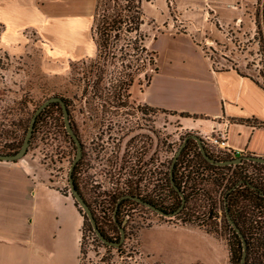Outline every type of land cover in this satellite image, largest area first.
<instances>
[{"label": "rangeland", "instance_id": "1", "mask_svg": "<svg viewBox=\"0 0 264 264\" xmlns=\"http://www.w3.org/2000/svg\"><path fill=\"white\" fill-rule=\"evenodd\" d=\"M261 2L262 0L258 1L260 5L248 3L241 8L240 23L220 26L214 20L213 13H208L206 8H191L188 0H152L145 5V28L150 34L147 45L156 53V68L159 70L165 64L167 51L172 46L161 35L191 31L213 67H231L264 84ZM92 25L93 17L91 28ZM1 32L0 25V34ZM35 43L37 44L31 51L10 56L3 50L0 42V153L10 154L20 147L34 110L44 100L51 96L68 99L70 123L83 150L76 173L72 175L73 180L102 228L112 239L119 240V229L112 223V199L116 200L120 194L132 193L145 200L152 199L167 208L173 202V195L164 185V168L161 165L166 160L168 171L173 155L184 137L198 134L180 125L172 112L135 101L140 98V89L144 87L142 77L139 82L135 81L130 86V96L125 104L98 100L90 93L82 100L72 98L78 84L76 75L81 76L84 71L82 62H87L96 52L83 58L58 55L46 57L36 48L39 43ZM92 43L95 44L93 36ZM145 119L150 120L151 125L152 161L146 174L142 171L141 175H134L131 162H123L121 159L114 161L111 157H108L110 163L107 162L105 166L106 163L99 158L101 140L106 142L107 137L109 138L110 146H107L106 153L110 154V139L119 137L122 138L123 145L126 144L131 132L139 127L143 128ZM203 144L206 151L217 154L213 148L206 146V142L203 141ZM75 151V145L64 128L60 105L56 104L47 108L35 124L27 152L17 161L31 163L50 185L71 196L68 171ZM124 160H128L126 155ZM233 171H242L254 179H264V167L249 162L240 168L219 170V178L225 175L221 185L214 189L213 185H204L205 191L196 193V199L187 204L188 207L193 206V209L174 217L160 215L141 204L125 203L120 209L119 217L122 219L124 216V240L118 250L104 248L96 240L85 213L78 206L81 209L80 220L74 206L75 200L72 196L68 197L71 209L66 207L63 216L57 214L54 264H77L79 230L83 253L80 254V260L78 255V264H200L193 253L180 255L167 249L157 250L154 254H148V259L141 254L138 249L139 239L143 248L156 238L166 240L172 236L167 231L148 227L153 224L201 229L223 244L228 255L231 230L225 218L222 198L232 181ZM197 172L212 175L209 170L202 168H198ZM60 217L62 224L59 225ZM143 227L147 228L139 232ZM60 242L63 243L62 246Z\"/></svg>", "mask_w": 264, "mask_h": 264}, {"label": "crops", "instance_id": "2", "mask_svg": "<svg viewBox=\"0 0 264 264\" xmlns=\"http://www.w3.org/2000/svg\"><path fill=\"white\" fill-rule=\"evenodd\" d=\"M188 1L191 8L213 13L220 26L240 23L241 8L248 3L260 5L259 0ZM94 5L95 0H0L1 46L10 56L31 51L35 42L46 57L93 55ZM261 9L264 25V0ZM161 36L172 45L165 64L148 85L139 88L141 96L135 101L173 112L180 125L200 137L214 120H227L228 145L242 151L241 155L264 157V84L234 68L213 67L191 31ZM68 197L31 163L0 161V264H54L57 214L63 216L66 207L71 209ZM74 206L80 215L75 201ZM148 227L172 236L156 238L143 248L139 239V252L147 259L148 254L167 249L180 255L193 253L200 264H227L223 244L201 229L173 224ZM80 237L79 230L77 264Z\"/></svg>", "mask_w": 264, "mask_h": 264}, {"label": "trees", "instance_id": "3", "mask_svg": "<svg viewBox=\"0 0 264 264\" xmlns=\"http://www.w3.org/2000/svg\"><path fill=\"white\" fill-rule=\"evenodd\" d=\"M151 1L95 0L91 31L96 46V53L87 62H82L84 63V71L81 76L76 75L78 84H76V91L72 98L82 100L86 94L90 93L93 98L98 100L125 104L130 96L129 88L135 81L139 82L142 77L145 81L144 85L150 83L153 73L157 71L155 66L156 53L147 45L150 34L145 28V5ZM104 93H107V95H104ZM63 100L68 107L69 100L64 98ZM56 104L58 103H50L40 112L36 117L34 127L44 114V111L51 105ZM206 152L215 160L228 159L226 156ZM247 162L264 167V163L248 160L235 165L219 166L211 164L200 154L196 142L193 139H189L173 167V181L185 197L184 206L176 215L193 209V206L188 207L187 204L190 200L196 199L194 198L196 193L205 191L204 185H213L212 189L221 185L225 175L219 178V170H226L230 167L240 168ZM79 163L80 161L75 165L72 175H75ZM198 168L209 170L212 175L199 174L197 172ZM170 181L168 170L166 172V187L169 193L173 195V202L167 208L157 204L152 199H146L165 212H173L180 205V197L171 186ZM122 195L124 194L118 195L116 200L112 199L114 205L111 216L112 223L119 229V232L120 227L125 222L124 216L122 219L119 218L121 207L127 202L140 204L131 199H123L119 202L117 211L114 213L116 203ZM222 203L227 223L225 209L244 237L246 243L244 264H264V179H254L243 174L242 171H233L232 181L223 193ZM75 205L78 206L76 202ZM79 211H81L80 208ZM93 216L101 234L110 241H118L117 239H112L106 233L94 213ZM229 226L231 233L230 242L227 245L228 262L229 264H237L242 253L241 239L233 227L230 224ZM81 240L82 238L80 237L79 260L80 254L83 253ZM96 240L104 248L119 249V246H108L102 243L97 236Z\"/></svg>", "mask_w": 264, "mask_h": 264}, {"label": "water", "instance_id": "4", "mask_svg": "<svg viewBox=\"0 0 264 264\" xmlns=\"http://www.w3.org/2000/svg\"><path fill=\"white\" fill-rule=\"evenodd\" d=\"M50 103H58L60 105V108L62 111V119H63L64 128H65L67 134L70 136V138L72 139V141L75 144V149H76L75 155H74V158L71 162V165H70L69 171H68V185H69L70 194H71L72 198L76 201L78 206L82 209L83 213H85V215L88 218V220L92 226V229H93L95 235L98 237V239L101 240L102 243H104L108 246L118 247L124 240L123 228L120 227V238L118 241H110L107 238H105L97 228L93 213H92L89 205L87 204V202L85 201V199L83 198V196L81 195V193L78 191V189L76 188V186L74 184L72 173H73V169H74L75 165L77 164V162L81 158L82 145H81V142H80L77 134L75 133V131H74V129L70 123L68 108H67V105H66L65 101L63 100V98H61L60 96H51V97L47 98L46 100H44L34 110L32 116L30 118L26 134L24 136V139H23L19 149L16 152L10 153V154L0 153V161L15 162V161L21 159L26 154L36 117ZM189 139H193L196 142L198 150L200 151V154L203 156V158L205 160H207L211 164H215V165H219V166L235 165V164L241 163L244 160L264 163V157H258V156H253V155H241V156H237L234 158H228L225 160H215L214 158L210 157L207 154L202 138L196 134H189V135L184 137L183 141L181 142V144L179 145V147L175 151L173 158L170 162V166H169V175H170V180H171L170 181L171 186L178 193V195L180 197L179 207L176 210H174L173 212H165L163 209L155 206L154 204H152L146 200H143L139 196H133V195L125 194V195H122L118 199L116 206H115L114 213H116V211H117V207H118L119 202L123 199L128 198V199H132V200L142 204L143 206L149 208L150 210H152V211H154L160 215H163L166 217H173L174 215H176L183 208L184 203H185V197H184L183 193L180 191V189L178 188V186L175 185V183L173 181V167H174V164L176 162V159L180 155L181 151L183 150V148L186 145V142ZM225 212H226V217H227L228 223L233 227V229L235 230V232L239 235V237L241 239L242 253H241L240 259H239L237 264H244L245 257H246V243H245L244 237L241 234L240 230L235 225V223L230 219L229 215L227 214L226 209H225ZM114 219H115V217H114Z\"/></svg>", "mask_w": 264, "mask_h": 264}, {"label": "flooded vegetation", "instance_id": "5", "mask_svg": "<svg viewBox=\"0 0 264 264\" xmlns=\"http://www.w3.org/2000/svg\"><path fill=\"white\" fill-rule=\"evenodd\" d=\"M144 121L145 122L142 125L143 128L139 127L137 130L131 132V135L126 141V144L123 145L122 138H119V137L111 138L110 140H112V146H111L112 150L110 151V154L106 153L108 149L107 146H110V142H108L109 138L107 137L106 142H103L104 139L101 140L102 144L100 145L99 158L102 159L101 162L104 161L106 163L105 166H107V162L110 163L109 158L111 157L112 160L114 161H116L117 159H121L123 162L124 161L129 162V163L131 162V166L134 167V172H135L134 175H137V173L141 175L140 173L142 171H143V174H146V172L150 169L151 163H152L151 161V125H150V120L145 119ZM125 155L128 158V160H124ZM161 167L164 168V172H163L164 178L163 179H164V185L166 187V172H167L166 160L164 161V165H161ZM129 195L138 196L135 194H129Z\"/></svg>", "mask_w": 264, "mask_h": 264}, {"label": "built area", "instance_id": "6", "mask_svg": "<svg viewBox=\"0 0 264 264\" xmlns=\"http://www.w3.org/2000/svg\"><path fill=\"white\" fill-rule=\"evenodd\" d=\"M228 121L224 119L214 120L209 130L201 135V138L206 142V146L213 148L214 151L228 158L241 156L242 151L232 148L227 143L226 129Z\"/></svg>", "mask_w": 264, "mask_h": 264}]
</instances>
